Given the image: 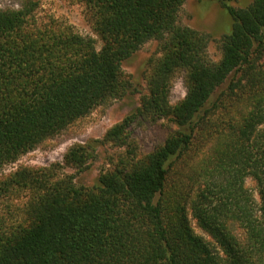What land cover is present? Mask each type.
Here are the masks:
<instances>
[{
	"label": "trees",
	"instance_id": "16d2710c",
	"mask_svg": "<svg viewBox=\"0 0 264 264\" xmlns=\"http://www.w3.org/2000/svg\"><path fill=\"white\" fill-rule=\"evenodd\" d=\"M77 1L90 7L101 48L34 27L38 2L0 8V197L28 192L24 219L0 241V264H224L193 220L230 264H264V0H216L233 22L218 62L206 34L179 24L187 0ZM151 41L160 57L148 62L147 93L105 136L124 153L98 185L79 187L58 166L4 173L123 99V64ZM179 74L187 93L174 105ZM139 120L176 131L140 158L129 133ZM94 148L73 147L65 165L83 167Z\"/></svg>",
	"mask_w": 264,
	"mask_h": 264
},
{
	"label": "rangeland",
	"instance_id": "374dc122",
	"mask_svg": "<svg viewBox=\"0 0 264 264\" xmlns=\"http://www.w3.org/2000/svg\"><path fill=\"white\" fill-rule=\"evenodd\" d=\"M25 0H0L1 9H17ZM39 3L32 15L34 27H49L56 31L75 33L83 37H91L97 41V48L101 43L94 30L92 12L84 2L77 0H32ZM253 0H232L229 5L242 8ZM232 19L216 0H187L179 15V24L189 27L209 37L208 54L213 62L222 58V39L232 30ZM159 46L155 41L147 43L134 56L124 62L123 70L131 81L127 95L118 101L105 104L94 110L88 117L75 122L59 137L49 140L35 151L22 157L17 163L7 166L5 174L15 172L17 169L49 168L58 166L57 176L70 177L79 187L88 191L98 185L100 176L112 169L118 162L124 150L104 142L107 133L126 117L133 115L139 107L140 99L147 93L144 75L148 71V62L151 58H158ZM187 93L184 75L179 74L174 82L171 92L172 104L182 101ZM176 131L175 125L162 120L156 123L136 121L129 133L135 141L139 157H145L157 147L162 145L167 137ZM93 145L94 152L83 167H69L65 165L66 154L75 146L87 147ZM91 154V155H90ZM1 179V178H0ZM1 184V182H0ZM246 186L252 191L255 200H259L256 185L248 180ZM28 192L20 190L13 195L0 197V241L11 229L15 228L25 217V207ZM197 235L203 237L216 249L224 264H230L222 248L207 233L202 231L192 221Z\"/></svg>",
	"mask_w": 264,
	"mask_h": 264
}]
</instances>
